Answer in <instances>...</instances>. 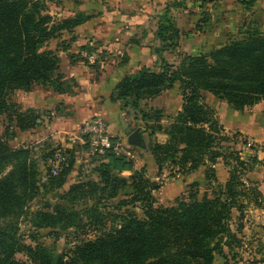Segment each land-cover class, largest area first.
Returning a JSON list of instances; mask_svg holds the SVG:
<instances>
[{
	"label": "trees",
	"instance_id": "trees-1",
	"mask_svg": "<svg viewBox=\"0 0 264 264\" xmlns=\"http://www.w3.org/2000/svg\"><path fill=\"white\" fill-rule=\"evenodd\" d=\"M186 1L202 4L220 0H180L173 7H183ZM238 1L249 9L257 0ZM169 7L156 29L161 50L173 46L179 34L168 16ZM84 21L77 16L54 24L46 0H0V115L7 110L6 97L11 91L45 86L64 92L57 53L45 47L63 30L70 31ZM175 83H179L181 110L169 117L166 127L159 124L162 112H154L158 126L151 134L161 132L167 140L148 146V150L159 172L168 168L173 177L205 167V181L211 183L215 179L213 167L224 156L220 143L227 137L204 95L210 94L238 111L264 101V34L253 32L208 53L184 56L176 67L162 62L159 72L142 68L117 84L113 99L139 111L141 120L147 123L150 116L146 110H139V103L172 89ZM7 118L13 121L11 115ZM35 118L31 111L14 115L20 130L35 126ZM29 152L12 150L0 139V264H214L216 255L225 257L223 246L230 250L239 242L229 226L232 211L242 208L238 198L244 195L237 175L243 162L238 157H234L236 166H232L224 186L211 197L198 199L195 192L165 207L157 204L154 196L160 184L146 176L145 168L133 171L131 159L107 152L103 156L95 154L101 158L93 169L98 181L76 182L63 195L68 206L44 201L31 214L36 229H75L73 246L57 253L34 237L33 245H27L19 234L20 219L28 215L29 205L41 189L46 190ZM69 159L74 161L72 154ZM69 169L62 166L59 177L48 181L49 188H54V181L61 187ZM123 171L132 173L124 177ZM119 196L126 198L119 201L120 206L134 208L139 203L142 217L127 208L111 215L114 224L109 229L98 231L102 216L96 207L82 212L69 207L79 200L99 203ZM83 214L87 216L85 223L80 219ZM87 229H93V235L79 238L87 234ZM19 253L27 262L15 258ZM255 264H264V259Z\"/></svg>",
	"mask_w": 264,
	"mask_h": 264
},
{
	"label": "crops",
	"instance_id": "crops-1",
	"mask_svg": "<svg viewBox=\"0 0 264 264\" xmlns=\"http://www.w3.org/2000/svg\"><path fill=\"white\" fill-rule=\"evenodd\" d=\"M175 1L180 0H61L60 11L64 19L80 16L85 21L70 31L63 30L61 38L50 40L45 47L57 53L58 74L64 92L57 93L45 86L30 91H16L24 101L22 112L32 110L39 117L36 123L38 126L41 124L43 131L37 133L32 129L25 130V138L36 140L46 136L47 139H62L63 136L77 131L84 120L99 116L107 122L110 133L125 142L122 155L128 156L134 162L133 171L145 168L146 176L154 182L165 178L168 168L159 172L148 150L146 133H143L141 126L144 122L139 111L134 112L126 102L115 100L113 96L115 87L126 75L135 74L142 68L157 72L161 70L162 62L176 65L184 57H173L168 47L161 50L162 43L156 37L160 15L167 7L172 8ZM185 4L193 2L186 1ZM238 5L242 12L244 8L239 3ZM57 6L58 0L49 3L52 11ZM246 11L248 19L250 15L256 22L259 17L264 19V0H257ZM220 46L212 47L209 51ZM88 52L100 56L92 66L83 60ZM185 53V56L198 55ZM178 90L179 83H175L172 89L163 91L159 96L141 101L139 110L147 107L162 110L169 117L175 116L182 106V97ZM207 95L214 99L205 101L214 110L224 134L240 133L264 141V115L258 109L263 101L238 111L226 102ZM136 129H139L147 144L145 149L127 144V136ZM156 137L159 143L167 140L165 134L157 133ZM217 162L223 161L219 159ZM215 167L219 169L218 165ZM131 173L132 171H123L121 175L127 177ZM204 173L205 167H200L192 173L169 177L171 182L154 192L155 198L162 197L163 194L167 197L159 199L157 204L173 206L180 196L185 195L193 182L199 185L205 182Z\"/></svg>",
	"mask_w": 264,
	"mask_h": 264
},
{
	"label": "rangeland",
	"instance_id": "rangeland-1",
	"mask_svg": "<svg viewBox=\"0 0 264 264\" xmlns=\"http://www.w3.org/2000/svg\"><path fill=\"white\" fill-rule=\"evenodd\" d=\"M52 2H55V0H46L48 12L51 16H54V24H60L66 19H64L60 11L61 0H58V8L53 9V11L49 9V3ZM238 3L244 8L242 12L239 11ZM171 7L172 8H169L168 16L179 31L177 39L173 41V46H167L168 49L171 50L170 53L173 57L185 56V52L204 54L212 47L220 46L232 40L241 39L247 34L253 32L264 34L263 17H259L257 19L258 22L252 20L251 15L250 19H248L249 15L246 16V10H248V8L243 6L238 0H220L202 4H185L183 7ZM171 9H173V12ZM164 12H162L160 18L163 17ZM61 37L62 33L58 34L57 38ZM84 58L85 57H83V60ZM177 65L178 64H173L172 66L176 67ZM160 68L162 69V65H160ZM37 87L39 86H34V88ZM16 91L17 90L11 91L6 97V103L8 105L7 110L0 115V139L5 146L12 150L28 149L30 151L29 158L36 164L41 183L46 185V190L41 189V194L30 203L27 209L28 215L20 219L18 225L19 234L22 237L23 243L27 245H33L31 239L34 237L38 243L48 247L54 252L62 253L66 249L71 248L75 243L73 241L76 235L75 229H36L31 224V214L41 208L44 201H49L51 204L59 203L68 206L62 198L71 185L76 182L98 181V175L93 169L99 164L98 160L101 158L93 154L90 149H86L75 137L78 130L57 140L52 138L47 139L46 136H41L36 140L25 138L23 134L25 130H20L15 125L16 121L14 120V115L31 111L33 115L36 116L35 119L39 117L35 115L32 110L22 112L24 101L21 100L20 93ZM178 91L181 96L180 90ZM204 100L210 102L214 99H211V97L206 94ZM258 109H260L264 115V101ZM144 110H146L147 114L150 116L149 121L141 125L143 127V133H146L145 139L147 140L148 146L162 144L158 142L156 134L159 133L163 135V133L156 132L155 134H151L152 128L158 126V123H156L158 121L155 119L156 114H154V112H157L159 109L146 107ZM160 111L162 115L159 124L162 127H166L169 123V116L165 115L162 110ZM8 115L12 116V122L8 121ZM41 127V124L38 126L36 123L31 129L35 130L37 133H41L43 132ZM44 128H46V126H44ZM224 136L227 137V139L222 140L220 143L222 148H224L222 150L224 156L219 158L223 162L215 163V165H218L219 169H217L215 165L213 167L214 181L211 183L205 181L201 185L193 182L192 184L195 185L189 186L183 197L187 199L189 194H194L195 192H197L196 197L198 199L205 195L211 197L214 191L224 186L229 178L232 166H236L234 157H238L239 160L243 162V165L237 168V175L241 184L239 188L244 191V195L238 198V204H242V208L240 211H232L229 226L239 242L231 247L230 250H228L226 246H223L222 251L225 257L222 258L220 255H216L214 264L260 263V261L264 259V211L262 209V207H264V141L255 140L252 137L243 136L240 133L224 134ZM47 143L49 145H47ZM248 143H251V147L249 148ZM70 154H72L74 158L73 162H69ZM230 154L233 155L231 156ZM126 157L129 159L128 156ZM62 166H70V169L64 176L63 185L58 188L56 186V181H54L55 186L50 189L48 181L59 177L58 175L62 170ZM169 177L171 176L167 169L166 177L159 179L157 182L161 187H165L171 182V180L168 179ZM162 198L164 199L167 197L164 194L162 197L157 196V203L159 199ZM122 199L126 198L124 196H119L108 202L105 199L101 200L99 203L93 199L86 202L79 200L74 206L70 205L69 207H73L79 212L87 208L96 207L97 212L102 216V225L99 226L97 230H107L114 224L112 223L114 219L112 220L111 215L119 214L122 210L127 208L133 209L139 217H142L139 203H136L134 208L131 206H120L119 201ZM169 200L171 201V199ZM80 219L83 220V223L87 222V216L85 214H83ZM86 231L87 234H83L79 238L93 235V229H87ZM15 258L20 262H27V258L22 253L17 254Z\"/></svg>",
	"mask_w": 264,
	"mask_h": 264
},
{
	"label": "built area",
	"instance_id": "built-area-1",
	"mask_svg": "<svg viewBox=\"0 0 264 264\" xmlns=\"http://www.w3.org/2000/svg\"><path fill=\"white\" fill-rule=\"evenodd\" d=\"M86 64H95L100 56L96 53L86 54ZM82 145L88 146V149L93 154L105 155L107 152H112L116 155L123 154L125 142L120 137L113 136L109 129L107 122L99 117L93 116L84 120L78 128L75 136ZM251 143H248V148Z\"/></svg>",
	"mask_w": 264,
	"mask_h": 264
},
{
	"label": "water",
	"instance_id": "water-1",
	"mask_svg": "<svg viewBox=\"0 0 264 264\" xmlns=\"http://www.w3.org/2000/svg\"><path fill=\"white\" fill-rule=\"evenodd\" d=\"M127 144L140 149L146 148L145 140L142 138L139 129L134 130L127 136Z\"/></svg>",
	"mask_w": 264,
	"mask_h": 264
}]
</instances>
